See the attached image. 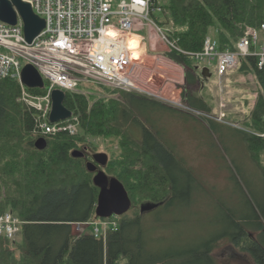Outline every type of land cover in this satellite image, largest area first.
Wrapping results in <instances>:
<instances>
[{
	"label": "trees",
	"instance_id": "1",
	"mask_svg": "<svg viewBox=\"0 0 264 264\" xmlns=\"http://www.w3.org/2000/svg\"><path fill=\"white\" fill-rule=\"evenodd\" d=\"M156 2L165 9L162 24L172 25L181 48L191 53L203 51L214 29L220 50L235 52L250 29L264 25V0ZM168 56L186 69L188 84L207 79L194 58L174 52ZM229 73L231 84L243 76L256 80L255 99H245L241 107L235 106L238 112L227 113V119L243 129L215 121L206 122V128L217 133L222 127V134L228 131L242 142L253 179L248 184L235 161L226 165L222 171L229 172L230 182L218 201H211L212 191L205 192L211 211L204 228L194 233L198 210L191 208L200 194L197 179L186 161L148 126L140 106L179 111L135 93L111 98L119 91L96 86L105 97L96 88L87 94L67 93L65 106L79 118L78 134L45 136L37 129L38 113L20 100L19 83L0 81V216L12 214L22 222L15 239L0 235V264H218L215 251L221 240L255 264H264V71L256 57L248 56ZM31 92L40 96L46 90ZM186 95V107L213 112L210 101ZM133 128L140 130L141 139ZM39 139L46 140V149L36 147ZM98 140L113 143L104 149L110 156L107 166L99 169L120 180L132 201L130 211L118 217L117 229H110L105 238L91 230L75 231L76 224L105 221L96 216L100 189L95 174L87 170L99 153ZM75 151L85 156L75 158ZM144 205L158 208L146 212L150 218H145ZM188 210L194 215H187Z\"/></svg>",
	"mask_w": 264,
	"mask_h": 264
},
{
	"label": "built area",
	"instance_id": "2",
	"mask_svg": "<svg viewBox=\"0 0 264 264\" xmlns=\"http://www.w3.org/2000/svg\"><path fill=\"white\" fill-rule=\"evenodd\" d=\"M31 5L35 14L46 22V28L32 43L27 42L24 23L19 17L16 26L0 20V81L12 79L21 87L20 100L38 113V132L42 135L79 133L80 121L73 117L58 123L50 122L52 94L55 90L82 93L83 84L112 90L132 92L138 90L132 76L136 60L130 50V40L136 30H156L167 45L168 53L192 57L201 70L216 61V72L221 82L227 74L240 66L242 57L258 59V67L264 71V25L250 29L237 44V51H221L219 42L211 37L205 41L200 53H191L179 45L175 29L166 23L163 5L156 0H23ZM141 47L145 39L140 40ZM34 66L45 81V94L34 95L22 83L25 66ZM42 89V90H44ZM140 89V88H139ZM221 114L215 120H223ZM228 123V122H227ZM226 123V124H227ZM235 128L238 126L228 123ZM114 218V217H113ZM112 218V219H113ZM111 219L101 221L105 236L118 224ZM99 223L76 224L78 234L83 227H93L100 238ZM96 227V228H95ZM22 230V222L12 214L0 216V235L15 239Z\"/></svg>",
	"mask_w": 264,
	"mask_h": 264
},
{
	"label": "rangeland",
	"instance_id": "3",
	"mask_svg": "<svg viewBox=\"0 0 264 264\" xmlns=\"http://www.w3.org/2000/svg\"><path fill=\"white\" fill-rule=\"evenodd\" d=\"M161 1L164 2L165 0ZM135 34L140 36V38L145 39V46L149 54L152 56L162 57V61L153 59L151 62L147 63L146 61L143 65H139L135 72V82L138 90H134L132 92L117 90L119 93L117 95L110 94V97L120 99V92L135 93L166 102L168 106L179 111V113L166 112L160 109L152 110L149 107L145 108L144 106H140L142 113L144 114L143 116L148 119V126L150 127L152 125L154 131L163 137L164 142L174 149L177 156L186 161L187 165L193 170L197 179L196 183L200 194L197 196L195 205L191 208L192 212H194V210H198V217H196L198 220L195 221L194 226L191 228V231L194 233L201 230V228L205 225L207 215L209 214V211H211V201H218L219 199H222V191L230 182L228 179L229 172L227 170L222 171L226 165L228 167L230 163L235 161L236 165L239 167L240 174L243 178H245V181L248 184L252 183L253 176L247 167L252 164L248 160L247 162H244L243 156L246 157V154L242 142L236 140L237 137L235 139L234 135H231L228 131H223L222 134V127L217 133L207 130L206 122H217L215 118H219L221 114H226V116L223 117L224 122L235 124L238 126V129H243L240 125L232 123V121L227 119V111L230 110L229 108L232 109L231 112L236 108V104H232V106L228 105L227 98L233 97L234 92L237 93L238 96V93L243 94L247 91V89H254L253 78L250 76L239 77V79L232 83L233 85L229 82V86L231 87L229 89L227 88L225 78L222 79L221 82L219 81L215 68L216 61H214L210 66L212 76L205 79L202 84L203 87H200V91L204 88L203 94L210 98L208 101H210L209 104L213 107V112L201 113L194 109L191 110L185 106L182 100H180L176 105L174 99L176 97L175 93L178 92L177 88L182 89V87H186L175 84V80L179 77L178 73H176V78H174L168 75L171 73L170 71H167L166 73L165 70L158 72L153 70V68H173L169 66V63H167V61H171L168 56L167 45L161 40L154 29L146 28L145 30H136ZM210 37L212 39L218 38V32L216 29L212 30ZM260 42L261 44H264L263 34L260 38ZM156 72L159 76L158 74L155 76ZM167 83H169V87L166 86ZM95 88L97 89L96 91H99L98 95L105 97V95H103V91L96 86L87 84H83L81 86V90L88 93H92ZM191 90H193L191 93L193 95L194 92H197L198 88L196 89V87H193L187 91L189 92ZM187 91L184 90L181 93V96ZM162 92H164L163 95ZM238 98L241 97L238 96L234 98V100H239ZM231 132L233 134L235 133L233 131ZM133 133L137 138L141 139L142 134L140 130L133 128ZM98 143L100 144L99 153L107 154L104 152V149L107 146H113V143H106L101 140H98ZM108 157L110 156L108 155ZM207 191H212L213 193V199L211 201L207 198L208 195L205 193ZM186 214L190 215L192 213L188 210L186 211ZM148 215L149 214L146 213L144 217L150 218ZM214 217L218 219L217 215ZM117 220L118 217H114L110 221L117 222ZM100 222L101 221L94 223H99L96 227L99 228L101 231L100 236L103 237L105 236V228ZM83 228L86 229V233L90 230H94L93 227ZM215 257L218 264H255L249 255L232 247L228 241L221 240L218 249L215 251ZM121 264H126V261L121 262Z\"/></svg>",
	"mask_w": 264,
	"mask_h": 264
},
{
	"label": "water",
	"instance_id": "4",
	"mask_svg": "<svg viewBox=\"0 0 264 264\" xmlns=\"http://www.w3.org/2000/svg\"><path fill=\"white\" fill-rule=\"evenodd\" d=\"M19 17L24 23V33L27 42L32 43L46 28L44 19L35 14L31 5L23 0H0V20L10 26L18 24ZM209 69L203 71L206 76ZM22 83L29 89H44L45 81L39 71L32 65L24 67L22 72ZM67 94L60 90L53 91L52 94V111L50 114V122L52 124L60 121H66L73 116V112L65 106ZM39 150L47 147L45 139H39L36 142ZM85 154L81 151L73 152V157L83 158ZM109 157L104 153L93 155V162L87 163V170L95 174L94 184L100 189L98 204L96 208V216L103 220L112 219L113 217H121L128 213L132 208L131 198L120 180L110 178L105 171L99 167H106ZM156 205H144L141 207L142 213L156 210Z\"/></svg>",
	"mask_w": 264,
	"mask_h": 264
},
{
	"label": "crops",
	"instance_id": "5",
	"mask_svg": "<svg viewBox=\"0 0 264 264\" xmlns=\"http://www.w3.org/2000/svg\"><path fill=\"white\" fill-rule=\"evenodd\" d=\"M132 37H137L138 39H142V38H140V36H138L137 34H133L132 35ZM143 50V51H142ZM141 51V59L139 60V61H137L136 63H135V65H134V67L132 68V76H133V78H134V80L136 81V79H135V76H136V70H137V68L139 67V65H143L144 63H146V61H147V63L148 62H151L153 59H158V60H161L162 61V57H157V56H152V55H150L149 54V52L147 51V49H146V46L144 45L143 47H142V49L140 50ZM167 63H169V66L170 67H173V68H153V70L154 71H161V70H165L166 71V73H167V71H170L171 73H169L168 75H170V76H172V77H174V78H176V73H178V76L179 77H177V79L175 80V84H177V85H181V86H186V87H182V89H178L177 88V90H178V92L177 93H175V99H174V102H175V104L177 105L178 103H179V101L180 100H182L183 101V98H182V96H181V93L184 91V90H189L190 88H193V87H196V89L198 88V90H197V92L195 93L194 92V94L192 95L191 93H192V91L193 90H191V91H187L185 94H187L186 96H189V95H192V97L194 98V100H198V99H202V98H204V99H206L207 101H208V97H206L204 94H203V90L202 91H200V87L202 86V84L204 83L203 82V80H201V81H198L197 83H194V84H188L187 83V80H186V73H187V71H186V69L184 68V67H182L181 65H179V64H176L175 62H173L172 60L171 61H167ZM200 68V67H199ZM205 69H208V68H205ZM205 69H203L202 70V72L205 70ZM155 73V76L158 74V73ZM230 73H228L227 74V76L225 77V80H226V85H227V87L230 89L231 87L229 86L230 84H229V81H230V75H229ZM158 76H159V74H158ZM212 75H211V72H210V69H209V72L207 73V75L206 76H204L203 75V77H206V78H210ZM198 77H202V73L201 74H199L198 75ZM252 78H253V87H254V89L252 88V90L251 89H247V91L246 92H244L243 94L242 93H238V96H240L241 98H238L239 100H234V98H236V97H238L237 96V93H235L234 92V95H233V97H228L227 98V103H228V105L229 106H232V104H236V107H241L242 106V102H243V100H245V99H251L252 101L255 99V94L253 93V91L256 89V80H255V78L253 77V76H251ZM174 81V80H173ZM166 86H168L169 87V83H167L166 84ZM203 87V86H202ZM141 90H142V88H141ZM196 91V90H195ZM163 93L164 92H162V95H163ZM162 97V96H161ZM230 110L229 111H227V113H229V112H231V108H229ZM191 110H193V109H191ZM232 112H238V109H234Z\"/></svg>",
	"mask_w": 264,
	"mask_h": 264
},
{
	"label": "bare ground",
	"instance_id": "6",
	"mask_svg": "<svg viewBox=\"0 0 264 264\" xmlns=\"http://www.w3.org/2000/svg\"><path fill=\"white\" fill-rule=\"evenodd\" d=\"M130 50H132V56L133 59L136 61H139L141 59V43H140V39H138L137 37H131L130 40Z\"/></svg>",
	"mask_w": 264,
	"mask_h": 264
}]
</instances>
